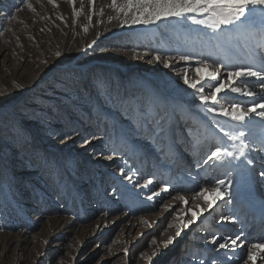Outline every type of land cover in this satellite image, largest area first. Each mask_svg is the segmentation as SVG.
Returning a JSON list of instances; mask_svg holds the SVG:
<instances>
[{
  "label": "rangeland",
  "instance_id": "obj_1",
  "mask_svg": "<svg viewBox=\"0 0 264 264\" xmlns=\"http://www.w3.org/2000/svg\"><path fill=\"white\" fill-rule=\"evenodd\" d=\"M27 2L31 9L0 0V264H239L233 255L216 258L219 244L231 245L241 230L225 231L234 194L208 157L222 144L216 127L238 131H229L221 106L257 99L219 93L212 119L202 111L212 102L201 103L182 76L196 80L192 69L206 60L207 71L223 65L225 79L235 68L223 63L226 48L246 44L248 26L124 23L112 0ZM248 36L260 43L257 32ZM256 49L238 67L264 64V49ZM245 82L262 93L254 77L239 86ZM214 83L197 88L208 95ZM171 145L190 155L188 166L175 168ZM246 262L253 264L248 248Z\"/></svg>",
  "mask_w": 264,
  "mask_h": 264
},
{
  "label": "snow or ice",
  "instance_id": "obj_2",
  "mask_svg": "<svg viewBox=\"0 0 264 264\" xmlns=\"http://www.w3.org/2000/svg\"><path fill=\"white\" fill-rule=\"evenodd\" d=\"M28 8H32V5L27 0H21ZM71 2V0H69ZM49 3H53V0H49ZM110 7L113 10L122 13L126 19L124 23L131 22L132 24H150L161 19L177 18V19H191L193 23L203 24L213 30H220L224 26H237L239 24H246L248 28L255 31L260 36V43L257 47L264 49V0H112ZM102 14V12H101ZM201 17V18H198ZM14 19V16H10ZM259 18V19H258ZM59 55V53H57ZM154 60H161V57L154 56ZM181 60L187 61L189 56L182 55ZM165 67H169L168 59L163 60ZM209 64L206 60H200L197 62L196 67L192 71L196 74V80H190L187 72L182 76L183 82L189 88L196 89L199 93V99L201 103H206L209 100L213 105L219 103V93L230 92L243 96L252 97L255 93L248 87L247 83H243V86H239L243 78L254 77L259 82V88L261 92H264V66L259 69H253L251 66L236 67L227 71L226 78L218 79L223 65L217 64L212 67L211 71H207ZM214 81L211 90L208 95H204V88H197L198 84L202 81ZM264 100V97H261ZM257 109H261L257 111ZM209 112H216L215 107H209ZM219 114L225 117H230L231 120L236 122H244L251 114H255L264 119V102L253 106L242 108L238 103H232L229 108L221 106ZM224 135L231 140L239 139L243 137L244 132H240L238 136H233L228 132H224ZM248 145L241 143L237 149L239 156L236 158L245 157V149ZM223 155L228 157H234L233 151H225ZM221 157V149L217 148L212 151L208 160L213 158L219 159ZM208 161H205L207 163ZM249 163L251 161L249 160ZM264 176V172L261 173ZM151 183V181H149ZM223 180L216 181V188L214 193L217 199L221 198L219 186L223 185ZM205 189H201L202 194ZM183 200V197H178ZM208 206H212V202H208ZM193 219H195V213H193ZM224 219H229L225 217ZM171 226V225H170ZM187 227V224L184 225ZM180 235V231H177V236ZM240 236L231 240V245L236 246ZM173 242V238L169 237L165 242V245ZM227 243H220L221 249L227 248ZM257 250V254L264 252V243H253L248 246V260L253 261L257 258V254H254L252 249ZM260 259H264L261 256ZM247 264V262H246Z\"/></svg>",
  "mask_w": 264,
  "mask_h": 264
},
{
  "label": "bare ground",
  "instance_id": "obj_3",
  "mask_svg": "<svg viewBox=\"0 0 264 264\" xmlns=\"http://www.w3.org/2000/svg\"><path fill=\"white\" fill-rule=\"evenodd\" d=\"M227 27H228V29H231V27H236V26H227ZM244 29H247V28H244ZM242 31H244V30H242ZM174 32H175V30L173 29V33ZM246 34H247L248 41H250L251 40V37L248 36L249 29H248V31H246ZM242 44H241V42H240V44H239V42H236L235 44H228V47L227 48L225 47L226 49H228V51H227V57L225 59H223V63H227L229 66L235 67V68L238 67V66L244 65V63L242 62V60H248L250 57H252V55L250 54V52H248V47L246 46L247 42H246V44L245 43H242ZM256 51H257V49H255V52ZM262 60L263 59H261V61ZM237 62H239L238 65H237ZM247 66H251L254 69H259L262 66H264V64H263V62L262 63H257L255 60H252L251 59V60H249V63L247 64ZM261 97H264V92H262L260 94H255L254 96H252L253 99L254 98L257 99V101H255V102H257V104H259L258 102L261 101ZM252 98H251V100H249V103L250 102H254ZM257 110H261V109H257ZM226 118L230 119V117H226ZM252 118L253 117H250L249 119H252ZM238 126L240 127V129L238 128V131L239 132L236 131V134H232L233 136L234 135L235 136H238L240 132H244L245 135L246 134L252 135V133H257L258 131H260V130L253 131V129L254 128H260V127L264 126V120L250 123V122H248V120L246 118V120L244 122H240V124H238ZM230 130H232V129H230ZM241 139H243V138L240 137L239 139L231 140L227 136H225L224 143L226 145V149L234 152L235 150H237L238 146L241 145V143H244V139H243V141L240 142ZM252 154H253V152L250 153L251 159L252 160H256L258 158V155L255 154V153L253 155ZM253 156H255L256 159H253ZM234 157L236 159V170H235V172H232L231 170H229L227 172H225L226 170L224 172H222L220 170L216 171V173L220 172V173L226 174V177L229 178V182L231 183L230 186H229V188L230 189L232 188V192L234 194V197H233L234 200H233V203H231L232 208L230 209V212H229V210H227V212L225 211L226 213H228V216H229V217L226 216L227 218H229V219H226V220L227 221L228 220L230 221L227 224L228 226H231L236 221V217L237 216L235 215V212L238 210L237 209V206H239V205H241V204L244 203V201H245V199L247 197V193H248L249 187L251 185V181L249 180V177H248V172L249 171H240L241 169L245 168V163L248 162V160H246V158L248 156H246L242 160L236 158L237 157L236 155H234ZM262 158L263 157H261V159ZM261 161L262 160H260L259 162H255V161L254 162H255V164H259V163H261ZM209 166H211V165H209ZM209 169H212V167L209 168ZM194 177H195V181H197V179L200 180V177L201 176L198 175V177L197 176H194ZM218 178H222V175H219ZM258 180L259 181H263L260 178H258ZM200 184L205 186V184H202V183H200ZM224 187L227 188L226 185ZM192 189H193V187H192ZM218 212L220 213V210H218ZM221 215H225L224 210L221 211ZM262 220H264V219H262ZM254 223L256 224L257 221H255ZM258 223H260V222H258ZM258 223L256 224V226H254V224H251L250 225V226H254V227L252 228V231L248 235H246V234L243 235L242 234V230L244 229V226L245 225H243V226L241 225V232H240V235H239L240 236V239L238 240V244H236V246L234 248H231V250L233 249L232 251H227L226 249L224 250V249H221L220 248V251L216 255V258L219 255L225 254V255H233L235 258L240 257V259L242 260L243 257H244V255L246 254L247 248H248V246L250 244H253V243H264V227L262 228V226H260V227L257 226ZM225 231H226V229H225ZM253 232H254V234H256V236L253 235ZM241 245H243L242 248L240 247ZM231 246L232 245H229L228 247L230 248ZM239 247L241 249H239ZM252 251H253L254 254H257V250L255 248H253ZM263 255H264V252H260V253L257 254L256 264L259 261H261V262L264 263V261H263L264 259H260V257L263 256ZM241 260H240L239 264H241Z\"/></svg>",
  "mask_w": 264,
  "mask_h": 264
}]
</instances>
